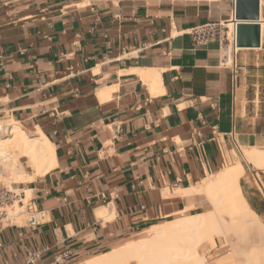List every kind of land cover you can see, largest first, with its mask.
Here are the masks:
<instances>
[{"label":"crops","instance_id":"crops-1","mask_svg":"<svg viewBox=\"0 0 264 264\" xmlns=\"http://www.w3.org/2000/svg\"><path fill=\"white\" fill-rule=\"evenodd\" d=\"M234 12L233 0H0V119L39 126L57 163L39 175L23 161L33 178L16 187L46 216L0 230V264L106 254L203 211L180 190L235 149H264V27L236 76L225 44L194 34ZM241 187L264 223V170L246 168Z\"/></svg>","mask_w":264,"mask_h":264},{"label":"bare ground","instance_id":"bare-ground-1","mask_svg":"<svg viewBox=\"0 0 264 264\" xmlns=\"http://www.w3.org/2000/svg\"><path fill=\"white\" fill-rule=\"evenodd\" d=\"M261 5H264V0H261ZM225 24L229 28L228 33H232L229 35H233L236 26L234 16ZM260 24L263 28L262 14ZM233 153L237 162L210 174L189 189L180 190L189 197H199L202 203L210 204L209 211L152 226L148 230L149 236L127 241L83 264H135L139 260L142 262L147 253L155 255L154 261L158 260L156 263L144 262L147 264H210L204 254L209 244L205 238L208 234L214 243L213 232L232 247L230 264H264V223L250 206L241 187V178L246 172L243 159L247 164L264 170V149L240 148ZM22 158L39 175L46 174L57 164L55 147L39 126L28 130L13 118L0 119V175L18 193L22 189L15 190L13 184L33 178L24 172L20 162ZM28 193L31 195V191L26 190V197ZM25 200L23 198V202ZM15 206L19 208L18 202ZM98 215L106 216L103 211Z\"/></svg>","mask_w":264,"mask_h":264},{"label":"built area","instance_id":"built-area-1","mask_svg":"<svg viewBox=\"0 0 264 264\" xmlns=\"http://www.w3.org/2000/svg\"><path fill=\"white\" fill-rule=\"evenodd\" d=\"M233 2L235 3V0H233ZM236 26L233 35H229V28L222 22L204 24L194 32L198 43L218 41L220 45L223 43L225 44L226 51L223 61L224 64H227L231 68L235 76L240 69L238 60V50L240 47L236 44ZM23 198H26L25 191L18 193L6 185L0 186V230L11 226L27 225L34 227L43 222L46 216V211L38 210L33 207L29 200L27 203L23 202ZM16 202H18L19 208L22 210H16ZM24 212L27 214V219L25 223H19L17 218ZM40 256L41 252L39 250H29L28 259L25 264H39L38 261ZM69 259V253L65 252L55 258V263L68 264Z\"/></svg>","mask_w":264,"mask_h":264},{"label":"water","instance_id":"water-1","mask_svg":"<svg viewBox=\"0 0 264 264\" xmlns=\"http://www.w3.org/2000/svg\"><path fill=\"white\" fill-rule=\"evenodd\" d=\"M236 44L238 47H256L261 44V0H235Z\"/></svg>","mask_w":264,"mask_h":264},{"label":"rangeland","instance_id":"rangeland-1","mask_svg":"<svg viewBox=\"0 0 264 264\" xmlns=\"http://www.w3.org/2000/svg\"><path fill=\"white\" fill-rule=\"evenodd\" d=\"M229 34H232V33H229ZM236 150L238 151V149H236ZM235 160L237 162V158L236 159H233L232 162H234ZM23 161H24L23 158L20 159L21 164L23 163ZM243 162L245 163L246 168L248 170L249 169H252L254 167L251 164H247L244 161V159H243ZM1 185H6L7 187L12 188L11 186H9V184L6 182V180L2 177V175H0V186ZM13 186L15 187V190H16V188H18V187H16V184H13ZM29 198H30V194L28 193V195L26 197V200H25V203H27V201L29 200ZM210 208H211V205L210 204H206V205H204V207H202V210L203 211L196 212V213L197 214L206 213L207 211H209ZM16 210L18 211V210H22V209L16 207ZM196 213L191 214V215H188L187 217L195 216ZM181 218H185V216L184 217H181ZM26 219H27V214L25 212L22 213L17 218V220H18L19 223H25ZM176 219H179V218H176ZM176 219H171L169 221H173V220H176ZM262 222H263V220H262ZM207 235H206V238L207 239L205 238V242L206 243H209V244L206 245V247L204 249V254L206 255V258L210 261V264H230L231 263V260H232V256H231V253H232L231 252L232 251L231 248L232 247L230 246V244L228 242H225V240H223V238L220 235L216 234V232H213L212 233L214 243L213 242L211 243V241L209 240V238L207 237ZM141 236L142 237L149 236V231H147V233H144V234H142V235H140L138 237H141ZM153 256H155V255H153L152 253H147L146 255L143 256V260L140 263H144V262H148V261H149L148 263H150V261H154L156 258L155 257L153 258ZM139 261H137L136 263L134 262V263L135 264H137V263L140 264ZM157 261L158 260H156L154 262L156 263ZM144 264H147V263H144ZM151 264H153V262H151Z\"/></svg>","mask_w":264,"mask_h":264}]
</instances>
